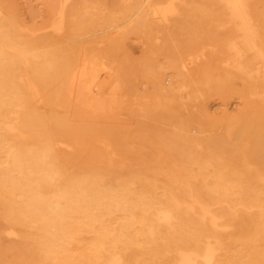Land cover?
Instances as JSON below:
<instances>
[{
    "label": "bare ground",
    "instance_id": "obj_1",
    "mask_svg": "<svg viewBox=\"0 0 264 264\" xmlns=\"http://www.w3.org/2000/svg\"><path fill=\"white\" fill-rule=\"evenodd\" d=\"M76 1L53 0L46 26L30 32L1 17L0 10V211L9 224L4 235L16 240L25 228H35L32 251L46 264H264V124L259 115L251 121L252 116L226 118L217 126L224 131L208 137L202 126H184L176 144L182 176L169 174L162 194L153 189L131 195L134 190L125 180L115 190L99 169L63 171L57 151L70 145L55 141L47 128L49 123L59 128L62 121L37 110L42 104L51 110L65 91L73 98L81 84L86 89V71L98 65L94 57H81L73 66L63 52L70 34L95 30L92 8L72 9ZM128 1L122 16L137 29L159 21L165 32L169 17L180 15L175 3L181 0ZM209 1L222 11L205 17L226 35L213 54L223 60L212 87L221 93L222 75L228 74L240 81L239 99L247 109L264 113V16L255 0ZM188 64H177L184 80L176 75L168 82L174 85L170 90L158 81L153 86L158 94L143 102L142 110L185 108L201 82L192 73L206 67ZM117 74L120 107L126 90ZM85 92L89 95V87ZM81 232L91 240L77 246Z\"/></svg>",
    "mask_w": 264,
    "mask_h": 264
},
{
    "label": "rangeland",
    "instance_id": "obj_2",
    "mask_svg": "<svg viewBox=\"0 0 264 264\" xmlns=\"http://www.w3.org/2000/svg\"><path fill=\"white\" fill-rule=\"evenodd\" d=\"M52 1L0 0L1 17L13 20L30 32L46 26L49 20L47 6ZM128 3V0H77L71 5L72 9L85 5L93 10L95 30L80 36L70 34L63 47L73 66L81 57L96 58L98 65L86 71L90 93L88 95L87 88L81 84V90L78 86L74 90L73 98L65 91L51 110L42 104L37 111L43 117L53 116L62 121L59 128L52 123L47 128L55 141L70 145L66 150L57 151L59 164L66 174L99 169L104 181L112 179L113 188H118L117 184L125 180L128 188L135 191L131 195H148L153 189L162 194L169 184V174L181 175L177 173L182 166L176 144L184 126L189 129L202 126L206 130L203 135L208 137L224 131L217 126L225 125L226 118L234 121L252 116L251 121L259 115L264 124V113L247 109L248 105L239 99L240 81L228 74L222 75L226 82L221 84V93L212 87L216 77L220 76L219 62L223 60L222 55L213 54L218 47H223L226 35L205 16L210 14L213 18L219 14V5L209 0L176 2L180 15L169 17L170 22L165 25L169 27L164 32L161 23L157 24L159 21L151 22L147 30L137 29L127 22L122 12ZM254 6L264 16V0H255ZM41 34L42 31L37 33V38ZM182 62L190 68L197 64L206 66L205 70L192 73L193 78L201 82L184 101L185 108L142 110L140 105L158 94L154 91L157 86L153 87L158 81L159 85L165 81V88L170 90L174 85L169 86L168 82L176 75L179 80H184L183 70L177 66ZM117 71L126 90L120 107L117 103ZM206 81H209L208 85L204 84ZM95 105L98 107L94 108ZM160 142L167 146L160 147ZM120 162L125 164L124 169L119 167ZM8 227L0 211L1 264H46L32 251L35 228H25L21 236L13 240L3 233ZM90 240L89 235L81 232L74 244L83 245Z\"/></svg>",
    "mask_w": 264,
    "mask_h": 264
}]
</instances>
